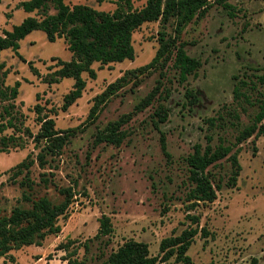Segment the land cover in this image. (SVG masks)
Masks as SVG:
<instances>
[{
  "label": "rangeland",
  "instance_id": "obj_1",
  "mask_svg": "<svg viewBox=\"0 0 264 264\" xmlns=\"http://www.w3.org/2000/svg\"><path fill=\"white\" fill-rule=\"evenodd\" d=\"M24 1L28 0H0V37L27 17H44L42 12L21 9ZM130 1L141 10L148 0ZM226 1L233 10L212 0L206 17L195 19L181 36L187 54L201 63L194 75L182 82L173 62L129 74L128 84L101 106L94 121L89 115L96 97L156 58L159 23H146L133 34L135 60L94 64L96 79L84 73L83 96L68 111L62 106L74 80L55 84L48 80L58 69V60L72 59L65 38L50 43L44 32L34 31L20 42L19 53L26 61L11 49L0 54V85L6 91V96L0 95V138H11L0 153V219L10 217L16 208L31 209L42 198L61 203L62 189H72L75 195L67 217L59 220L60 234L47 236L42 246L13 250L0 258V264H67L62 260L65 252L57 249L71 240L84 264H104L131 240L147 244L152 257H163L164 240L197 227L199 234L186 254L190 263L174 256L169 264H264V135L256 133L236 145L264 104V86L258 80L264 75V0ZM65 2L113 13L119 0ZM49 13L56 14L53 6ZM174 29V24L166 28L170 37ZM17 82L21 86L13 98L11 90ZM156 88L160 89L152 105L138 111L140 102ZM187 89L199 97L193 107L187 105ZM37 105L41 117L49 116L55 129L70 137L59 154L47 156L44 168L37 160L40 148L34 140L41 130ZM160 105L169 110L165 123L155 115ZM122 119L127 121L120 129L123 142L101 140L109 123ZM197 144L233 147L231 155L237 152L242 170L234 186L230 159L210 167L208 176L217 199L193 206L189 193L195 185L189 179L187 159ZM29 155L35 164L15 176V168ZM104 215L111 218L114 231L96 239Z\"/></svg>",
  "mask_w": 264,
  "mask_h": 264
},
{
  "label": "trees",
  "instance_id": "obj_2",
  "mask_svg": "<svg viewBox=\"0 0 264 264\" xmlns=\"http://www.w3.org/2000/svg\"><path fill=\"white\" fill-rule=\"evenodd\" d=\"M66 0H28L20 4V8L26 13L42 12L44 17H27L20 25L7 31L0 37V54L8 49L13 50L22 60L26 61L19 53L20 42L34 31H42L46 34L50 43H55L60 38H65L68 49L72 53L70 61L58 60V69L50 74L49 83H59L63 79H73V89L64 97L62 110L68 111L79 99L82 98L87 82L83 74L87 73L91 79L97 78L93 68L94 64L108 66L113 63H123L126 60H135V48L133 46V34L146 23H159L162 30L159 32L160 49L151 64L137 71H129L125 76L108 86V88L95 99V105L89 115V121L97 119L101 106L117 94L128 84V75L136 72L144 73L146 70L161 66L165 68L169 62H173L178 69L182 82H186L189 76L194 75L201 67L199 60L190 57L186 50V43L181 42V36L186 27L195 19L206 17L212 7V0H148L141 10H135L130 0H119L118 8L113 13L96 10L90 6L79 4L70 7ZM104 0H99L103 2ZM229 11L232 6L226 0H216ZM56 14H50V7ZM234 16L233 13H230ZM175 25V35L169 36L166 28ZM32 70H35L32 62H29ZM2 66H0L1 68ZM259 82L264 86V75L259 77ZM20 82L11 90L12 97L18 95ZM160 88H156L137 106L141 111L152 105ZM0 95L6 96V91L0 85ZM187 105L195 106L199 97L195 91L187 89L185 93ZM41 130L35 137L36 147L40 148L37 155L39 165L44 168L47 164V156L59 154L69 141V135L56 130V123L49 116L41 117L42 108L37 105ZM159 122L165 123L169 119V110L160 105L155 113ZM264 104L260 113L256 116L253 125L246 127L237 137L236 145H240L257 135H264ZM127 121L109 123L101 140L109 144L120 145L125 139V134L120 132L121 126ZM260 125V126H259ZM11 138H0V153L5 152ZM41 144L43 146L41 147ZM162 149L167 151L166 138L162 137ZM233 147L219 145L213 147L208 144L205 148L197 144L194 152L188 157L187 163L190 169V181L195 188L189 193V201L193 206L200 203H213L217 199V191L211 178L208 176L210 167L228 158L232 162L233 175L230 184L236 185L242 167L239 163L237 152L231 155ZM35 164L32 155H29L15 168V176L28 171ZM26 186L29 185L24 183ZM64 199L55 204L48 198H42L33 203L31 209L16 208L10 217L0 219V258L10 254L13 250H19L26 246H42L43 241L49 235H58L62 227L58 224L61 218H66L69 208L74 201L72 189H62ZM199 223L198 218H193ZM111 218L104 215L100 221V230L96 239L111 236L113 233ZM202 235L207 233L202 228ZM199 234V227L188 229L177 238L166 239L161 244L163 257H152L149 246L145 243L131 240L126 242L117 251L112 252L104 264H169L168 261L177 256V261L190 263L191 259L186 255L192 246L194 238ZM75 241L61 244L57 250L65 252L62 258L67 264H84L78 258V248L74 247ZM85 251H89V245H85Z\"/></svg>",
  "mask_w": 264,
  "mask_h": 264
}]
</instances>
